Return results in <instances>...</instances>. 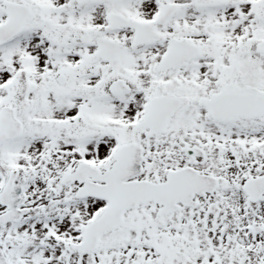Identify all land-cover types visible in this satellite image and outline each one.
Returning a JSON list of instances; mask_svg holds the SVG:
<instances>
[{"label": "snow or ice", "instance_id": "6c2138e0", "mask_svg": "<svg viewBox=\"0 0 264 264\" xmlns=\"http://www.w3.org/2000/svg\"><path fill=\"white\" fill-rule=\"evenodd\" d=\"M0 264H264V0H0Z\"/></svg>", "mask_w": 264, "mask_h": 264}]
</instances>
